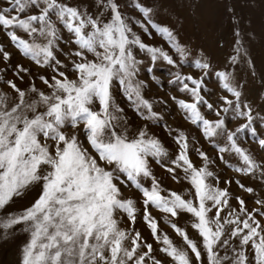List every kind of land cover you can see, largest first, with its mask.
Instances as JSON below:
<instances>
[{
	"label": "rangeland",
	"instance_id": "obj_1",
	"mask_svg": "<svg viewBox=\"0 0 264 264\" xmlns=\"http://www.w3.org/2000/svg\"><path fill=\"white\" fill-rule=\"evenodd\" d=\"M43 2L44 0H41V3ZM67 2L81 9L87 8L92 16H96L99 11L96 0H67ZM146 3L150 10L141 16L137 7L142 10L143 8L138 4V0H119L122 18H118L115 12L108 13L106 8L110 5H106L105 11L97 16V20L102 23V19L111 16L108 25L92 31L96 49H100V40L106 41L107 53L102 51L101 59L105 54L112 55L122 60L124 66L122 69L118 64L113 63L110 65L112 72L110 77L107 73L98 77L103 81L109 125H115L120 132L126 128L129 140L136 136L141 126L147 125L149 132L159 137L166 148V153L159 157L162 163L149 161L150 171L158 182L155 191L149 195V199L153 200L154 204L147 208V213L150 215L145 213L143 193L135 186L126 184L115 169L113 171L116 184L113 185L108 174L105 173L99 182L100 194H107V202V197L111 196L109 189L119 188L122 201L134 202L136 228L145 238L149 233L144 220L147 219L150 225L158 222L161 234L166 233L179 249H186L190 247V242H195L200 249V264H209L208 259L204 258L206 252L201 246L203 242L197 231L193 229V224L199 223V230L204 234L209 245L207 255L216 261L217 257L212 253V249L216 253H230L233 245H238L239 237L233 240L232 234L241 227L240 221L246 213L235 197H242L248 209L264 210V183L261 182V178L264 177V151L254 142L250 134L253 125L264 124V0H146ZM2 6L3 4L0 3V7ZM233 18L238 20V25L233 23ZM89 22V17L85 16V28ZM153 22H155L154 26ZM39 27L42 31L32 38V45L39 43L41 47L47 46L53 52V56L47 57L42 53L37 59L41 64L45 59L62 60L65 66L61 70L69 73L63 83H69L75 79L70 71L72 65L80 63V57L72 55L76 50L72 37L65 33L59 24H54L52 27L56 29L57 39L53 40L52 44H48V40L51 39L48 36L50 27L48 20L46 19ZM236 27H239L243 39V43L239 45L234 43L236 37L233 31ZM249 33L254 38L250 37ZM61 36L64 37L63 40L59 39ZM137 40L144 46L143 50ZM0 43L13 54L12 64H24L31 70L32 75L52 74V67L38 68L35 61L18 54L17 49L4 39L2 34H0ZM86 55L91 61L92 54L86 53ZM2 67L4 65L0 63V68ZM87 71L90 73L91 68ZM97 71L102 70L97 68ZM190 76L196 77L194 83L190 79L186 80ZM28 79L25 76L23 82L17 81V83L25 87ZM63 83L54 84L52 87L55 89L63 86ZM36 86L38 92L47 91L39 80L36 81ZM134 88H138L142 98L151 101L153 113L151 116L142 106L139 109L141 114L134 111L139 103L134 91L131 92V98L126 99V94ZM89 95L99 99L96 97V90H92ZM34 97L35 94H32L17 104L16 93L6 85L0 84V124L6 121L14 122L17 116L27 118L26 114L32 112L29 105ZM177 100L184 101V105L178 106ZM5 102L9 106L7 113L4 111ZM42 102L43 97L36 101L41 104L37 115L44 111ZM12 105L18 108L17 112L11 111ZM91 107L93 109L97 107L95 100ZM249 109L254 118L251 123L247 120ZM73 119L68 115L67 106H64L63 124L60 127L65 133H69L68 126L72 124ZM85 119L84 113L75 118L78 122H83ZM43 120L47 122V117H43ZM246 123L249 124L248 130L239 132L235 135V142L231 141L229 137L234 134L237 127ZM209 129L216 131L213 137L206 138L203 133ZM181 132L187 136L188 153L198 167L202 166L201 161L197 159L200 150L208 154L207 166L203 173L205 183H201L198 190H194V185L189 180L190 172L177 169L173 174L170 170L164 169L165 164L171 168L170 160L175 150L174 141ZM257 132L264 134V127H257ZM70 134L75 136L79 148L84 150L81 155L87 156L86 163L96 167L97 162L92 157L97 153L85 139L83 131L74 128L70 130ZM152 142L153 137H149L143 147L152 151L154 147ZM111 143L115 145V140ZM236 143L251 154L252 164L247 165L252 171L251 176L237 172L231 167H225L228 162L241 169L246 167L245 163L241 162L244 154L236 150ZM108 145L107 140L103 145H96L101 149V160L105 157L119 159L124 157L125 153L122 150ZM217 148L225 149L224 162L216 160ZM138 154L141 157L145 156L143 150ZM257 163L259 166L254 167ZM105 166L100 165L101 168ZM209 172L212 173L211 176L208 175ZM217 176L219 181L216 179ZM225 180H239L243 185L250 186L256 191L250 196L247 190L238 187L235 183L227 185L224 183ZM143 183L151 184V181H143ZM223 189L228 190L227 196ZM175 194H179V198ZM32 195V192H29L23 198H16L11 205V211L19 212L28 207ZM256 200H259V203H254ZM171 208L179 209L178 214L173 216L165 210ZM188 209H192V215L189 214ZM220 209L224 211H219ZM196 211L202 214L200 220L195 218ZM116 216L120 231L130 230L131 226L123 213L118 212ZM3 223L4 219L0 216V227ZM172 225L178 226L179 231H174ZM261 226L264 230V220H261ZM185 231L187 236H184ZM25 235L22 232L13 233V238L0 239V264H18V247ZM187 256L192 260V264H198L190 250L187 251ZM161 259L163 264H171L166 258L161 257ZM217 264H228V261L220 255Z\"/></svg>",
	"mask_w": 264,
	"mask_h": 264
},
{
	"label": "snow or ice",
	"instance_id": "obj_2",
	"mask_svg": "<svg viewBox=\"0 0 264 264\" xmlns=\"http://www.w3.org/2000/svg\"><path fill=\"white\" fill-rule=\"evenodd\" d=\"M0 3L3 4L0 7V34L4 39L17 49L18 54L35 61L38 68L52 67L51 75L47 73L32 75L31 70L24 64H12L13 54L0 43V63L4 65L0 68V84L6 85L16 93L17 104L35 94L29 105L32 112L26 114L27 118L17 116L14 122L6 121L0 124V216L4 219L0 227V239L13 238V233L26 234L19 243L18 264H163L161 257L166 258L171 264H192V260L187 256L189 250L200 264V249L195 242H190V247L186 249H179L166 233L161 234L158 222L150 225L147 219L144 220L149 233L145 238L136 228L134 202L122 201L119 188L109 189L111 196L107 197V202V194H100L99 182L105 173L108 174L113 185L116 184L113 171L115 169L126 184L135 186L143 193L144 212L147 213V208L154 204V201L149 199V195L155 191L158 184L150 171L149 161L160 164L162 161L159 157L166 153L163 142L149 132L147 125L141 126L131 140L127 136L126 128L120 132L115 125H109L103 81L98 77L103 73H107L110 77L112 75L110 65L113 63L118 64L122 69L124 66L122 60L112 55L105 54L101 59V52L107 53L106 41L100 40V49H96L92 30L108 25L111 16L102 19V23L97 20V16L105 11L106 5H110L106 8L108 13L115 12L118 18H122L119 0L114 2L96 0L99 9L96 16L90 15L87 8H78L74 4H69L67 0H51V2L44 0L43 3L41 0H0ZM138 4L142 5L143 10L136 5L132 6L137 7V11L144 16L150 7L146 0H138ZM85 16L90 20L87 28L84 27ZM46 19L50 25L48 36L51 37L48 44H52L53 40L57 39L56 29L52 25L59 24L63 31L72 37V43L76 48L72 55L80 57V63L73 64L70 69L75 77L69 82L71 86L69 83H63L69 73L61 70L65 66L62 60L45 59L41 64L37 59L42 53L47 57L53 56V52L47 46L41 47L39 43L32 45V38L42 31L39 26ZM233 23L238 25V20L233 18ZM233 35L236 37L235 44L243 43L239 27L234 29ZM249 36L254 38L251 33ZM59 39L63 40L64 37L61 36ZM137 42L139 44L138 40ZM139 46L143 50L144 46L142 44ZM86 53L92 54L91 61ZM249 63H251L250 58ZM89 68H91L90 73L87 71ZM97 68L102 71L98 72ZM25 76L29 78L28 83L25 87H21L17 81L23 82ZM187 79L194 83L196 77L190 76ZM37 80L45 85L47 91H37ZM62 83L63 86L55 89L52 87L54 84ZM92 90H96V97L99 99L89 95ZM108 91H111L110 87ZM132 91L136 93V100L139 102L134 111L141 114L139 109L142 106L151 116L152 103L142 98L138 88L126 94V99L131 98ZM40 97H43L44 111L37 115L41 104L36 101ZM93 100L97 105L95 109L91 107ZM176 103L178 106H183L185 102L177 100ZM64 106L68 108V115L74 118L72 124L68 126L69 133H65L60 127L63 124ZM4 111L5 113L9 111L6 102ZM11 111L17 112L18 108L12 105ZM248 112L247 120L251 123L254 119L251 109ZM81 113L86 114V119L78 122L75 118ZM43 117H47V122H44ZM162 127L166 126L162 125ZM257 127H264V124L253 125L250 134L254 142L264 151V134H259ZM74 128L83 131L85 139L97 153L92 157L97 162L96 167L87 164V156L81 155L84 150L79 148L75 136L70 134V130ZM248 128V123L239 125L229 139L235 142V135ZM215 131L216 129H209L203 135L211 138ZM149 137H153L152 151L143 147ZM105 140L109 142V147L122 150L125 153L124 157L122 159L105 157L101 160V149L96 145H103ZM113 140L115 145L111 143ZM174 143V155L170 160L171 168L165 164V171L170 170L173 174L177 169L190 172L189 180L194 185V190H198L199 185L205 183L203 173L207 166V152L200 150L197 159L201 161L202 166L198 167L188 153L186 134L182 132L178 134ZM210 146L215 147V145ZM141 150L145 152L144 157L138 154ZM236 150L244 154L241 162L245 163V169L234 166L231 162L226 163L225 167H231L237 172L251 176L252 171L247 167L252 164L251 154L239 143H236ZM224 151L223 148H217L216 160L224 162ZM101 164L106 166L101 168ZM258 166V163L254 165V167ZM208 175L211 176L212 173L209 172ZM216 179L219 181V176ZM149 180L151 184L143 183ZM261 182L264 183V177L261 178ZM224 183L227 185L235 183L238 187L247 190L250 196L256 191L250 186L243 185L239 180H225ZM222 191L226 196L228 195L227 189ZM29 192L33 194L29 206L22 211L12 212L11 205L15 199L23 198ZM175 195L179 198V194ZM235 199L243 206L246 215L240 221L241 227L232 234L233 240L239 237L238 245H233L232 252L221 254L212 249V253L217 257L214 261L210 255H207L209 245L204 234L199 230V223L192 225L203 242L201 246L206 252L204 258L208 259L209 264H217L220 255H223L228 264H264V230L261 226L264 210L248 209L242 197L237 196ZM254 203H259V200ZM165 210L173 216L179 211L176 208ZM188 211L190 215L193 214L192 209ZM118 212L123 213L131 226L130 230L120 231L116 216ZM194 215L197 220L201 219V212L196 211ZM171 227L174 231H179L178 226ZM184 236H187V231L184 232Z\"/></svg>",
	"mask_w": 264,
	"mask_h": 264
}]
</instances>
